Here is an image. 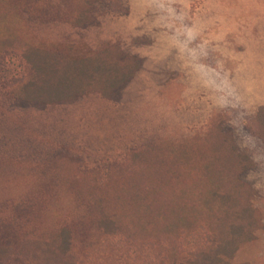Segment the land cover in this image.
<instances>
[{"label": "rangeland", "instance_id": "1", "mask_svg": "<svg viewBox=\"0 0 264 264\" xmlns=\"http://www.w3.org/2000/svg\"><path fill=\"white\" fill-rule=\"evenodd\" d=\"M78 1L0 0V38L61 47L87 34L91 49L115 44L139 69L108 98L91 93L65 105L21 107L11 88L21 60L0 54V220L38 197L45 213L28 227L50 228L83 212L79 195L57 187L54 156L103 171L144 143L188 138L223 119L256 165L243 178L257 190L263 218L233 264H264V143L247 129L260 128L255 117L264 108V0H121L126 13L93 0L89 31L71 24Z\"/></svg>", "mask_w": 264, "mask_h": 264}, {"label": "trees", "instance_id": "2", "mask_svg": "<svg viewBox=\"0 0 264 264\" xmlns=\"http://www.w3.org/2000/svg\"><path fill=\"white\" fill-rule=\"evenodd\" d=\"M103 1L127 12L121 0ZM92 8L93 0L73 3V29L89 31ZM87 36L61 47L0 38V54L18 57L24 69L11 84L21 107L123 92L139 69L136 58L115 44L93 50ZM255 121L260 128L247 129L264 143V108ZM223 124L211 118L188 138L144 143L103 171L54 156L57 187L79 195L83 212L50 228L28 227L45 213L44 202L22 203L0 220V264H233L256 240L263 218L257 190L243 178L256 165Z\"/></svg>", "mask_w": 264, "mask_h": 264}]
</instances>
